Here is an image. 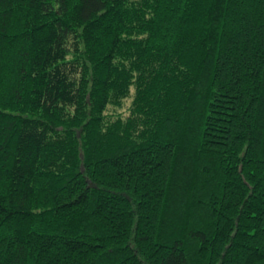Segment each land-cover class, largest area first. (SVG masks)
Instances as JSON below:
<instances>
[{
    "label": "trees",
    "instance_id": "16d2710c",
    "mask_svg": "<svg viewBox=\"0 0 264 264\" xmlns=\"http://www.w3.org/2000/svg\"><path fill=\"white\" fill-rule=\"evenodd\" d=\"M0 264H264V0H0Z\"/></svg>",
    "mask_w": 264,
    "mask_h": 264
},
{
    "label": "rangeland",
    "instance_id": "374dc122",
    "mask_svg": "<svg viewBox=\"0 0 264 264\" xmlns=\"http://www.w3.org/2000/svg\"><path fill=\"white\" fill-rule=\"evenodd\" d=\"M131 100L130 99H127L125 102H124V105L122 107V109L120 110H117L115 109L114 107L110 106L109 107V110H108V114L109 115H113L114 112L113 111H116L118 114H121L124 118L128 116L129 114V111H130V106H131Z\"/></svg>",
    "mask_w": 264,
    "mask_h": 264
}]
</instances>
